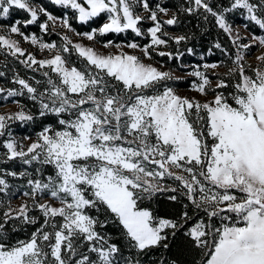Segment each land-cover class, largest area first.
Returning <instances> with one entry per match:
<instances>
[{
    "label": "snow or ice",
    "instance_id": "1",
    "mask_svg": "<svg viewBox=\"0 0 264 264\" xmlns=\"http://www.w3.org/2000/svg\"><path fill=\"white\" fill-rule=\"evenodd\" d=\"M0 264H264V0H0Z\"/></svg>",
    "mask_w": 264,
    "mask_h": 264
},
{
    "label": "trees",
    "instance_id": "2",
    "mask_svg": "<svg viewBox=\"0 0 264 264\" xmlns=\"http://www.w3.org/2000/svg\"><path fill=\"white\" fill-rule=\"evenodd\" d=\"M195 61H193V63H194Z\"/></svg>",
    "mask_w": 264,
    "mask_h": 264
}]
</instances>
